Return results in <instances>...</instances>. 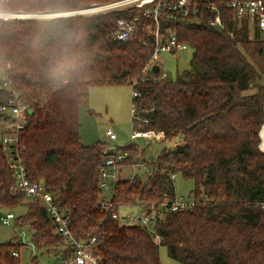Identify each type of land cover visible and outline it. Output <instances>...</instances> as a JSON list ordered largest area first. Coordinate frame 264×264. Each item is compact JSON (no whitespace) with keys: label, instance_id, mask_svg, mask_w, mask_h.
Segmentation results:
<instances>
[{"label":"trees","instance_id":"obj_1","mask_svg":"<svg viewBox=\"0 0 264 264\" xmlns=\"http://www.w3.org/2000/svg\"><path fill=\"white\" fill-rule=\"evenodd\" d=\"M113 1L0 0V10L68 12ZM178 1L0 18V63L29 104L18 153L30 179L44 183L66 211L74 236L96 238L103 264H162L161 244L185 264H264V38L249 18H236L234 0H189L187 14L175 7ZM158 4L157 24L153 13L144 12ZM217 14L222 28L210 24ZM118 20L135 23L131 39L117 38ZM157 28L162 40L174 32L193 50L190 67L176 79L168 73L161 78L159 71L143 78ZM118 84L137 91L132 102L147 119L144 129L181 142L163 148L151 163L143 160L149 167L145 178L123 176L110 196L114 207L106 210L100 176L106 143L83 142L79 108L92 86ZM9 96L0 91V105ZM6 118L0 112V124ZM123 149L129 155L121 165L138 164V146ZM177 173L194 180L195 205L163 210V202L177 197ZM14 183L0 140L1 208L23 203L26 195L14 191ZM126 205L156 208L160 215L152 228L124 223L113 214ZM13 222L30 231L35 250L29 264H46L61 254L65 242L41 202L29 203ZM21 240L0 243V264H22L21 249L29 244Z\"/></svg>","mask_w":264,"mask_h":264},{"label":"built area","instance_id":"obj_2","mask_svg":"<svg viewBox=\"0 0 264 264\" xmlns=\"http://www.w3.org/2000/svg\"><path fill=\"white\" fill-rule=\"evenodd\" d=\"M157 1V0H116L110 3L103 4L98 8H104L103 11L109 9H116L126 7L130 5H136L143 7L145 4ZM189 0H179L175 5L178 6L183 14H187ZM231 7L235 11V16L238 19L243 17L249 18L252 24H257L262 37L264 38V0H234L231 2ZM212 8H216L212 5ZM100 10V11H102ZM145 14H154V18L159 23V4L154 9H146ZM211 25L217 27H224L223 21L219 14L210 21ZM118 31L117 38L127 40L132 38L133 31L135 29V23L127 20H118ZM156 45L153 54L148 63V73L143 78H149V73H156L152 70L154 65L159 66L160 77L163 78L167 75V72L161 69L159 63L160 55L163 52H178L188 48L187 44L178 41L177 36L174 32L170 34L166 41L162 40L158 28L155 32ZM147 69V67H146ZM137 80H134V84ZM0 91L10 93L8 100L0 105V112L4 113L7 118L2 122V134H0V140L3 144V149L8 155L9 167L12 169L15 175L14 191L23 192L29 198L34 201H39L45 207L48 212L50 219L54 224V231L62 236L65 246L60 251L61 254L55 259H49L46 264H103L99 250L96 245V238L93 237L89 240L81 241L77 239L71 228L70 221L66 214V211L55 202L53 194L46 189V186L42 182L33 181L30 179L28 174L27 166L22 161L17 145L21 130L25 126L26 117L29 110V104L23 99L21 93L13 87V81L9 76L8 67L3 66L0 63ZM133 96H137V91H133ZM133 107V121L134 132L132 139H136L140 136L152 138L155 137L158 140L164 139V135L161 132L155 130H146L143 128V122H147V119H141L138 115L137 105L132 102ZM106 134L111 140L117 138V133L108 128ZM125 146L114 145L112 143H106L104 152L105 157L100 167L101 176V187L103 191V198L101 199V205L106 209H112L114 203L110 197L113 193L115 184L122 179V168L121 161L129 155V152L124 150ZM134 178V175L129 177ZM169 205V206H168ZM195 205V200L186 198L184 196H177L176 199L168 203L167 201L161 204V209L166 210L169 207L170 210H183L192 208ZM160 215L158 209L153 208L149 211H141L135 214H126L125 218L129 219L131 224H139L143 226H152L156 218ZM114 218L119 217L118 213L113 214ZM16 217L14 212H7L0 216V221L4 224L10 223ZM15 256L19 255V252H13Z\"/></svg>","mask_w":264,"mask_h":264},{"label":"rangeland","instance_id":"obj_3","mask_svg":"<svg viewBox=\"0 0 264 264\" xmlns=\"http://www.w3.org/2000/svg\"><path fill=\"white\" fill-rule=\"evenodd\" d=\"M102 5L103 4L94 3L85 8H95ZM100 10L96 9L79 14H93L99 12ZM43 12L49 13L55 11L46 10L37 13ZM0 13L23 14L24 12L0 10ZM0 18L5 19V17ZM9 18L14 17L10 16ZM192 53L193 50L191 48H187L176 53H173L172 51L163 52L160 55L159 60L161 69L168 74H171V78L176 79L178 71H182L190 67V59ZM132 98L133 88L129 84L92 86L89 89L87 97L81 103L79 108L81 135L83 142L86 144L108 139L113 144L127 146L128 144L133 143L139 148L144 149L145 154L139 156V158L137 159L138 164H130L122 168V176L130 177L131 175L138 174L140 177L145 178L149 171V167L143 165L144 163H142V161L144 160L145 162L151 163L156 159L163 148L166 147L168 149H172L175 145L173 144V140L162 139L160 141L155 137L147 138L140 136L136 139H132V134L134 132ZM2 126L3 125L1 123L0 134H2ZM108 128L113 129L117 133V140H111L109 137H106V130ZM176 142H181V140H176ZM139 151L141 150L139 149ZM174 178L177 196H184L186 198L194 199V196L192 194V190L195 187L194 180L191 178H185L180 173H177ZM29 203H37V201H34L26 196L23 199V203L15 208L5 209L0 207V216L6 214L9 211L14 212L16 215L24 214L27 211ZM140 212V207H138L137 205L122 206L118 211L119 219L121 220V222L129 223V219L125 218V215L130 213L137 214ZM152 226H150V228H152ZM21 237L24 242H27L29 245H24L22 247L20 260L22 264H29L31 263V254L35 250V246L31 243L29 229L25 226L18 228L13 221L7 224H4L0 221V243L10 240L20 241ZM159 253L162 264H185L179 260L172 258L168 253L167 247L163 244H161L159 247ZM40 259L42 260V262H46L45 257H41Z\"/></svg>","mask_w":264,"mask_h":264},{"label":"water","instance_id":"obj_4","mask_svg":"<svg viewBox=\"0 0 264 264\" xmlns=\"http://www.w3.org/2000/svg\"><path fill=\"white\" fill-rule=\"evenodd\" d=\"M100 7V6H98ZM95 7V8H98ZM93 7H88V8H84V9H80V10H76V11H68V12H49V13H24L23 15H16V16H12L14 18H30V17H37V18H47V17H57V16H64V15H73V14H79V13H83V12H87L90 10H93ZM5 19H9V17H5ZM152 70L154 72H158L159 71V66L158 65H154Z\"/></svg>","mask_w":264,"mask_h":264},{"label":"bare ground","instance_id":"obj_5","mask_svg":"<svg viewBox=\"0 0 264 264\" xmlns=\"http://www.w3.org/2000/svg\"><path fill=\"white\" fill-rule=\"evenodd\" d=\"M96 9H98V10H102V9H104V8H94L93 10H96ZM93 10H90V11H93ZM44 13V12H43ZM11 14V15H10ZM24 14V13H23ZM22 14V15H23ZM16 15H21V14H18V13H0V17H12V16H16ZM261 137H262V145L264 146V124H263V126H262V128H261Z\"/></svg>","mask_w":264,"mask_h":264},{"label":"crops","instance_id":"obj_6","mask_svg":"<svg viewBox=\"0 0 264 264\" xmlns=\"http://www.w3.org/2000/svg\"><path fill=\"white\" fill-rule=\"evenodd\" d=\"M107 131V130H106ZM106 137H108V135L106 134ZM118 139V136H117V138L116 139H114V140H117ZM171 140H173V144L174 145H177L178 143H180V142H176V140H180V137H175V138H173V139H171ZM99 141H101V140H99ZM102 142H105V143H111L108 139L107 140H103ZM113 144V143H112ZM114 145H117V144H114ZM168 147V146H167ZM139 148V147H138ZM141 151H142V154H145V150L144 149H141V148H139Z\"/></svg>","mask_w":264,"mask_h":264}]
</instances>
